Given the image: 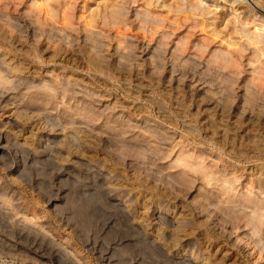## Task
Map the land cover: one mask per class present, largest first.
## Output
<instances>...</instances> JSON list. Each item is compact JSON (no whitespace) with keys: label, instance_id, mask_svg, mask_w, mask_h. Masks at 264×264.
<instances>
[{"label":"rangeland","instance_id":"374dc122","mask_svg":"<svg viewBox=\"0 0 264 264\" xmlns=\"http://www.w3.org/2000/svg\"><path fill=\"white\" fill-rule=\"evenodd\" d=\"M231 2L0 0V264H264V225L243 216L264 207V94L244 91L264 76L248 51L213 58L240 41Z\"/></svg>","mask_w":264,"mask_h":264},{"label":"bare ground","instance_id":"6f19581e","mask_svg":"<svg viewBox=\"0 0 264 264\" xmlns=\"http://www.w3.org/2000/svg\"><path fill=\"white\" fill-rule=\"evenodd\" d=\"M224 1H229V0H224ZM236 1L237 0H233V2H231L228 5V7H230L231 13L236 18L235 26H236V31L240 35V41L229 43L228 46H232V45H234V46L238 45V46L234 47L232 49H228L226 51H224V50L223 51H216L213 54V58H214V61H215L216 65L219 69H223V70L224 69H233V68L235 69V68H238L240 66V64L242 63V60L237 57L238 56L237 53L240 54L239 55L240 58H243L244 57L243 52L248 51L247 60H248V65L250 67L249 72H250L251 76H257L258 78L262 79V77L264 76V0L263 1H260V0H240L241 2H243V1L247 2L246 3L247 4L246 5V8H247V15H246L247 19L246 20H242L239 18V16H240V14L238 13L239 8H237L236 6L233 5ZM200 5H201V1H200ZM189 8L192 11H195V10L198 11L200 9L203 10V8H201V6H199L197 4H189ZM62 13H63L62 14L63 18H65L67 16L66 12L64 11ZM248 17H251L253 19V21H252L254 23L252 25L253 31L249 27V26H251L252 22L248 21L249 20ZM142 20H143L142 22L145 23L144 26H141L142 28H147L151 32L156 30L157 27H156L155 21L149 20L146 17L142 18ZM103 22L104 23H112V24L121 23L122 22L121 11L118 10V11L111 12L108 17L104 18ZM90 32H93V30H90ZM94 32L97 33L98 35L104 34V31L102 29H99L97 31L94 30ZM118 33H120V32H118ZM92 35H93L92 33L91 34L89 33L90 39L94 40L95 38ZM162 35H163V33H162ZM232 74L233 73H231V75L230 74L227 75L226 73L222 74L223 80L232 81ZM10 75H11V72L9 70H7V68L5 67V61L4 60L0 61V82H6ZM227 81H226V83H229ZM49 88L50 87L47 86L46 84H43L41 87L42 91H45V92L49 91ZM225 89H227V88H225ZM244 91H245L246 98H247V100H249V102H251V105H252V102H254L253 105H255L257 107L260 106L259 104L256 103V100H257L258 96L260 97V95L264 94L262 92L263 88L260 89L259 87H257L254 81L246 80ZM222 93H224V92H222ZM226 93H228V92H226ZM227 96H228V94H227ZM248 104H246V105H248ZM249 107H250V105H249ZM253 108H255V107L253 106ZM72 139H75V136H72ZM233 157H234V155H233ZM183 165L186 168L190 169L191 172L196 173V174H200L201 178L204 179L206 181V183H208V184L211 183L213 185L212 187H215V186L218 187L220 185V183H228V182H229V184L232 185V183L235 181L233 178L226 179L225 177H223V178H219V176L216 177L215 174L218 172L217 170H210L205 165H202V163H198V162L190 160V159L187 161H184ZM258 189L261 193H264V184L259 182L258 183ZM260 195H262V194H260ZM257 196L259 198V195H257ZM250 201H251L250 206L252 209V215L250 216V215H248V213L242 211V212H244L243 216L247 217V222L249 224H251L255 229L262 231L263 230L262 226L264 225V218H263L264 207L254 199H251ZM259 201H261V198ZM262 202H264V198H262ZM234 208L237 211H232ZM234 208H232V210H231L232 211L231 216H233L235 219L241 218V216L238 213H239V211L241 212L242 208L240 209V206H237V205H234ZM228 211H230V209ZM60 249H59V251H60ZM62 251H63V249L60 251V253L65 254V252L64 251L62 252ZM192 257H194V259H196L194 254H192ZM181 261H182V263H185V264H192L193 263L191 259H188V260L181 259ZM205 263H206V261H204L202 264H205Z\"/></svg>","mask_w":264,"mask_h":264}]
</instances>
